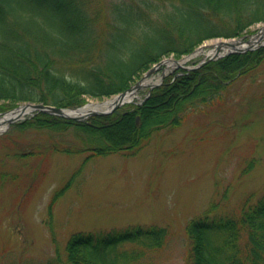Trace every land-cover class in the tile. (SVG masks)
Returning <instances> with one entry per match:
<instances>
[{
	"label": "trees",
	"instance_id": "trees-1",
	"mask_svg": "<svg viewBox=\"0 0 264 264\" xmlns=\"http://www.w3.org/2000/svg\"><path fill=\"white\" fill-rule=\"evenodd\" d=\"M256 22H264V0H0V112L22 102L76 107L86 96L102 99L127 89L162 57L178 58L205 39L241 36ZM261 77L264 45L179 68L139 103L105 114L27 116L5 132L10 141L0 143V154L133 155L190 112L223 108L234 83ZM68 131L75 141L32 138L20 145L14 136ZM214 205L185 225L189 264H264V195L238 215L215 212ZM166 236L165 226L140 223L75 231L51 263L150 264L147 251L162 247Z\"/></svg>",
	"mask_w": 264,
	"mask_h": 264
},
{
	"label": "rangeland",
	"instance_id": "rangeland-1",
	"mask_svg": "<svg viewBox=\"0 0 264 264\" xmlns=\"http://www.w3.org/2000/svg\"><path fill=\"white\" fill-rule=\"evenodd\" d=\"M262 26L251 24L244 39ZM209 50L206 46L183 65L193 68ZM178 69L162 65L143 81L158 83ZM148 89L140 87L130 102L142 101ZM263 94L262 77L234 83L223 108L190 112L178 127L154 132L133 155L51 151L12 160L0 154V171L6 173H0V264H52L75 231L136 223L167 228L163 246L147 251L150 264H189L185 225L190 218L211 203L215 212L238 215L245 203L264 195ZM115 95L86 96L85 103ZM8 126L0 123V143L10 141L3 137ZM47 133L14 136L20 145L32 138L40 143L77 139L69 131Z\"/></svg>",
	"mask_w": 264,
	"mask_h": 264
},
{
	"label": "water",
	"instance_id": "water-1",
	"mask_svg": "<svg viewBox=\"0 0 264 264\" xmlns=\"http://www.w3.org/2000/svg\"><path fill=\"white\" fill-rule=\"evenodd\" d=\"M253 37H257L255 40H252ZM259 39H262V42H258ZM228 48L226 51H220L219 46L215 47V51L211 53V55L206 60L200 61L197 65L194 67H197L207 60L215 59L217 57L224 56L229 53H241L246 50L254 49L262 44H264V32H261V28L258 29L255 33H253L249 39L240 41L239 39L235 40L234 43L224 42ZM165 60H172L176 67H181L184 69H189V67L184 66L183 64L179 63V59L174 58H164L154 65L150 67L143 75L142 77L136 81L134 84H132L130 87H128L126 90L120 92L117 94V99L107 108L101 109V110H94L90 111L88 113H81L83 106L76 107V108H65V107H56L53 105L45 104V103H26L22 105H18L13 109H10L2 114H0V123H5V127L8 126L11 122L23 118L27 114H33L35 112H44L48 114H54L58 116H62L65 118H73V119H83L85 117H88L90 115H97V114H105L113 109L119 107L123 103L129 101V100H122V98L129 92L132 91L134 88H137L139 86V83L147 77L150 73H152L156 68H158L160 65L165 63ZM156 84L151 85V87L155 86ZM104 102V101H103Z\"/></svg>",
	"mask_w": 264,
	"mask_h": 264
},
{
	"label": "bare ground",
	"instance_id": "bare-ground-1",
	"mask_svg": "<svg viewBox=\"0 0 264 264\" xmlns=\"http://www.w3.org/2000/svg\"><path fill=\"white\" fill-rule=\"evenodd\" d=\"M261 32H264V27L261 29ZM257 37H253L252 40H255ZM224 42L226 41H223L222 39H217V40H214L212 42H208V45L209 46H212V48H210V50L208 52H211L212 50H214V48L216 46H219V48L222 49V51H226V49L228 48V46H226L224 44ZM229 43H234V41L232 40H228ZM204 46L203 47H200L198 48L196 51H195V54H193L194 56L196 54H200L203 50ZM186 58H183V59H180L179 63H183ZM165 64L167 65V67H172L173 65H175V63L172 61V60H165ZM153 82L151 81H141L139 83V86L138 87H143V86H150L152 85ZM137 87V88H138ZM137 88H134L132 91H129L123 98L122 100H131L136 91H137ZM117 95L116 96H113L107 100H105L104 102H97V101H90L89 103H87L81 110V113H88L90 111H94V110H101V109H105L107 107H109L116 99H117Z\"/></svg>",
	"mask_w": 264,
	"mask_h": 264
}]
</instances>
